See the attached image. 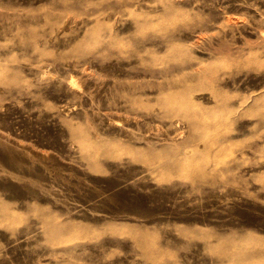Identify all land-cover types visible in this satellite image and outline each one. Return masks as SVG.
Masks as SVG:
<instances>
[{"label": "rangeland", "instance_id": "374dc122", "mask_svg": "<svg viewBox=\"0 0 264 264\" xmlns=\"http://www.w3.org/2000/svg\"><path fill=\"white\" fill-rule=\"evenodd\" d=\"M0 264H264V0H0Z\"/></svg>", "mask_w": 264, "mask_h": 264}, {"label": "bare ground", "instance_id": "6f19581e", "mask_svg": "<svg viewBox=\"0 0 264 264\" xmlns=\"http://www.w3.org/2000/svg\"><path fill=\"white\" fill-rule=\"evenodd\" d=\"M101 101V100H100ZM99 102V101H98ZM101 104V103H100ZM99 105V104H98ZM142 109V108H141ZM149 109V108H148ZM144 110H145V108H144ZM148 111V110H147Z\"/></svg>", "mask_w": 264, "mask_h": 264}]
</instances>
